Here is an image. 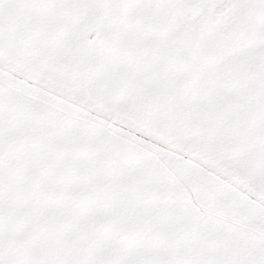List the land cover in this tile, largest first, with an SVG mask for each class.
<instances>
[{"label":"snow or ice","instance_id":"snow-or-ice-1","mask_svg":"<svg viewBox=\"0 0 264 264\" xmlns=\"http://www.w3.org/2000/svg\"><path fill=\"white\" fill-rule=\"evenodd\" d=\"M0 264H264V0H0Z\"/></svg>","mask_w":264,"mask_h":264}]
</instances>
